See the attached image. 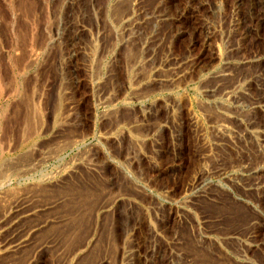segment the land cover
<instances>
[{"label":"rangeland","instance_id":"rangeland-1","mask_svg":"<svg viewBox=\"0 0 264 264\" xmlns=\"http://www.w3.org/2000/svg\"><path fill=\"white\" fill-rule=\"evenodd\" d=\"M0 264H264V0H0Z\"/></svg>","mask_w":264,"mask_h":264},{"label":"bare ground","instance_id":"bare-ground-1","mask_svg":"<svg viewBox=\"0 0 264 264\" xmlns=\"http://www.w3.org/2000/svg\"><path fill=\"white\" fill-rule=\"evenodd\" d=\"M113 7H114V6H113ZM112 9H113V8H112ZM118 9H119V8H118ZM218 54H219V53H218ZM219 57H220V56H219ZM99 58H100V57H99ZM91 74H92V73H91ZM1 79H2V78H1ZM169 83H170V82H169ZM240 86H241V85H240ZM1 87H2V86H1ZM238 87H239V86H238ZM1 90H2V89H1ZM25 110H26V109H25ZM240 111H241V110H240ZM241 115H242V114H241ZM217 127H218V126H217ZM227 133H228V132H227ZM254 134H255V133H254ZM252 136H253V135H252ZM136 137H137V136H136ZM141 140H142V139H141ZM68 141H69V140H68ZM68 141H67V142H68ZM136 141H137V140H136ZM71 144H72V142H71ZM1 162H4V161H1ZM5 162H6V161H5ZM5 162H4V163H5ZM9 162H10V161H9ZM4 163H3V165H4ZM7 163H8V162H6V165H5V166H7ZM256 163H257V162H256ZM1 166H2V165H1ZM8 166H9V165H8ZM8 166H7V167H8ZM237 166H238V165H237ZM252 166H253V165H252ZM7 167L4 168V169H7ZM1 169H2V168H1ZM4 169H2L3 172H4ZM27 169H28V168H27ZM240 169H241V168H240ZM7 170H9V169H7ZM15 170H16V169H15ZM205 170H206V169H205ZM256 171H257V170H256ZM5 173H8V171H6ZM10 173H11V172H10ZM1 174H2V172H1ZM199 174H200V173H199ZM4 175H5V174H4ZM4 175H3V176H4ZM5 176H6V175H5ZM201 177H202V176H201ZM3 181H4V179H3ZM1 184H3V183H1ZM34 184H35V183H34ZM39 186H40V185H39ZM40 187H41V186H40ZM38 189H39V188H38ZM35 190H36V189H35ZM14 192H15V191H14ZM53 192H54V191H53ZM67 192H69V191H67ZM7 194H8V193H7ZM49 194H50V193H49ZM79 195H80V194H79ZM15 196H16V195H15ZM15 196H14V197H15ZM93 196H94V195H93ZM16 198H17V197H16ZM82 198H83V197H82ZM3 199H4V198H3ZM15 200H16V199H15ZM84 200H85V199H84ZM85 201H86V200H85ZM88 205H89V204H88ZM92 206H93V205H92ZM26 241H27V240H26ZM14 248H15V247H14Z\"/></svg>","mask_w":264,"mask_h":264}]
</instances>
